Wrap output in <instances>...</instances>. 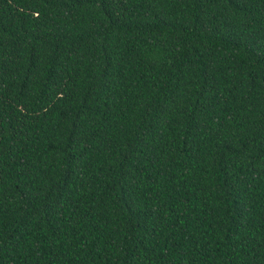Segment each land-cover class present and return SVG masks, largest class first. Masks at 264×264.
Listing matches in <instances>:
<instances>
[{
  "label": "trees",
  "instance_id": "16d2710c",
  "mask_svg": "<svg viewBox=\"0 0 264 264\" xmlns=\"http://www.w3.org/2000/svg\"><path fill=\"white\" fill-rule=\"evenodd\" d=\"M0 264H264V0H0Z\"/></svg>",
  "mask_w": 264,
  "mask_h": 264
}]
</instances>
